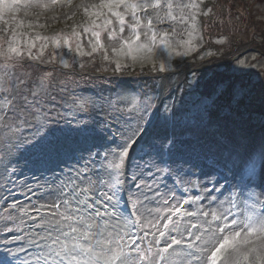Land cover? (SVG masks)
<instances>
[{
	"label": "snow or ice",
	"instance_id": "1",
	"mask_svg": "<svg viewBox=\"0 0 264 264\" xmlns=\"http://www.w3.org/2000/svg\"><path fill=\"white\" fill-rule=\"evenodd\" d=\"M31 2L0 0V21L4 20L6 13L15 12L18 6H27ZM59 2L51 0L52 4ZM71 2L68 0V3ZM202 2L100 0L98 5H93L96 10L91 15L102 18L103 26L112 24L109 16L115 17L122 33L125 15L119 9L123 8L133 18L131 31L135 36L134 40L123 41L124 45L129 53L150 52L148 45L138 43L141 13L147 17L146 28L152 32L150 39L155 44L157 35L153 31L149 9L156 10L158 23L178 21L187 24L191 21L190 27L195 30L198 18L201 15L207 17L212 12V8L205 11L201 7ZM42 6L48 7L47 4ZM160 11H164L163 16L159 15ZM4 23L9 24L8 21ZM12 23H16L14 17ZM91 24L96 28L102 26L97 19H93ZM23 26L22 20L16 27L9 24L7 32L11 35L0 42V165H4L5 172L8 165L14 163L18 152L27 153L31 162L37 165L58 166L71 158L73 143L110 140L115 148L103 149V162L95 159L100 157V151L93 153L89 148L87 161L80 167L65 165L67 170L61 168L59 175L52 169V175L46 181L47 190L37 197L44 203L22 206L12 203L6 207L0 214V221L3 222L0 232L4 233L0 238V247L8 249L10 245H15V255L20 264H174L177 260L180 264H221L222 260L223 264H232L233 253L237 259L247 260L250 253L264 249V199H261L264 192L256 195L249 190L246 197L245 190L250 181L245 182L241 177L239 184L229 186L220 185L218 179L212 187L221 195L226 192L225 199L211 196L209 190L215 207L208 211H188L184 205L189 200L170 203L175 200L174 195L168 194L172 190L161 192L160 171H153L156 165L151 159L152 153L157 156L179 154L186 156L184 162H191L193 167H198L201 160H211L208 175L217 173L216 165L227 169L235 149L245 138L247 125L257 115L252 110L253 96L249 86L241 81L215 83L212 92L197 101L195 115H191L190 110L181 112L162 99L158 105L151 98H146L147 93L137 94L128 90L117 93L114 101L107 100L108 107L105 109L104 104L95 106L94 101L83 96L76 97L66 85L56 83L51 72L33 77L29 72L20 71L25 67V51L20 40L23 34L16 28ZM90 30L85 28V32ZM92 35L95 37L94 53L96 45H101V33L92 31ZM73 36L77 34L73 32ZM40 39L45 38L37 35L36 40ZM166 39L167 34L160 39L164 48L168 47ZM63 42L69 45L70 51L69 40L64 39ZM224 42L217 41L218 44ZM186 43L190 45L191 41ZM54 44L59 49L60 39H55ZM35 47V41L27 43V56L34 60L38 59L32 56ZM45 47L47 44L42 46L41 55ZM77 51L81 56L91 55L80 50L79 45ZM63 66L69 67L68 62L64 61ZM160 71H165L164 64L160 65ZM225 98L227 102L220 104L219 101ZM261 101L264 104V96ZM89 104H93L97 115L104 118L95 121L77 119ZM70 109L73 112L71 119L67 115ZM213 110L221 115L213 119ZM259 115L264 126V112ZM154 121L160 125L163 134L151 137L147 142L149 151L145 152L142 148L143 154L133 162L130 152L149 135ZM112 128H117V132H111ZM177 128L182 130L179 136ZM92 147L100 146L93 143ZM261 155L264 158V151ZM145 156L150 159L145 160ZM83 159V155L79 156L77 163ZM14 174L15 170L11 175ZM129 183L127 195L132 218L120 210V193ZM253 195L255 200L249 204L248 200ZM201 199L203 197H195L197 201ZM241 203V218L237 219L232 210L240 207ZM161 212L165 215L161 216ZM174 217H191L195 222L185 224L182 219L174 220ZM149 235L153 240L147 248H143ZM162 243L164 246L157 247L153 252V246ZM246 245L252 247L245 250ZM3 264L11 262L4 261Z\"/></svg>",
	"mask_w": 264,
	"mask_h": 264
},
{
	"label": "rangeland",
	"instance_id": "2",
	"mask_svg": "<svg viewBox=\"0 0 264 264\" xmlns=\"http://www.w3.org/2000/svg\"><path fill=\"white\" fill-rule=\"evenodd\" d=\"M216 0H203L201 7L206 11L208 8H212V12L223 16V9L225 0H220L216 6L212 4ZM227 1V0H226ZM150 3H154L155 0H149ZM188 2V0H185ZM249 14L254 18L256 24L259 26L260 33L264 34V0H248ZM100 0H72L68 3V0H60L57 4H52L51 0H32L27 5L18 6L17 10L12 13H6L4 20L0 21V31L2 36L10 37L11 33L7 32L9 24L12 27H16L19 21H24L23 27H17L16 30L21 35L20 40L22 42V50L25 51L24 62L27 59V43L35 41L36 47L32 49L33 52H41V48L46 43V39L36 40V36L39 35L43 38V33L48 30H53L57 27L61 33L62 29H65L69 25L79 26L77 35L76 54L80 60L81 68L87 67L93 70L91 76H107V73L114 74V85L109 88L110 100H115L117 93L124 90L134 93H147L146 98H151L159 105L162 99L167 105H175L178 110L184 112L190 110L191 115H195V105L201 96L209 95L215 83L219 81H241L245 85L249 86L252 91L253 101L252 110L257 114L256 117L250 121L247 125V132L245 138L241 141L240 145L235 149L231 159L228 162L227 169L221 165H216L217 173L208 175L211 170V160H201L198 167H193L192 163H185L186 156L179 154L169 156L168 154H162L157 156L152 153L151 159L155 161L156 167L153 171H160L158 177L161 184V192H168L169 195H174L175 200L170 203H183V200H189V203L184 205V208L188 211L203 210L208 211L211 207H215V203L211 202L209 196V190H211V196H219L220 199H225L227 193L221 195L220 192L213 189V183L218 179L220 185L227 184L232 186L233 184H239L241 177L245 170L254 171L255 177L258 178V182L254 185L248 184V189L245 190V196H248V191L256 193L257 195L264 190V158H262V151H264V132L261 128V117L259 113L264 112V104H262L261 98L264 96V91L256 93L253 90V86L256 82L262 83L264 86V56H262L255 48H247V43L251 40L255 43L260 42L261 39L255 31L253 36L243 34L238 31L240 39L237 41L239 45H242L240 52L236 54H230V48L233 46L238 38L229 39L225 33L228 32L227 26H222L221 29H217L214 32H210L209 43L205 42L202 33V17L201 15L197 21V27L193 30L190 25L191 21L187 24L180 22L168 21L165 23H158L156 19V10L149 9V13L153 18V31L157 35V41L155 44L151 42L152 32L146 28L147 17L141 13L140 20L141 26L138 31L140 32L139 44H146L151 48V51H133L129 53L127 47L124 45L125 40H134L135 36L131 31V25L134 23L133 18L129 12L124 11L123 8L119 9L122 14L125 15L124 31L120 32V25L118 19L109 16L112 20L111 25L103 26V19L97 18L91 15L96 9L93 5H98ZM210 3V6L209 4ZM217 3V2H216ZM47 4L48 7L44 8L42 5ZM240 1L234 0L233 7H239ZM88 11L85 12L84 9ZM237 10V9H234ZM234 12V11H232ZM178 14V13H174ZM160 16L164 15V11L159 12ZM220 16V17H221ZM15 18L16 23H12V18ZM93 19H97L98 23L102 26L96 28L91 24ZM4 21H8L9 24H5ZM31 25V27H28ZM91 29L85 32V28ZM75 29L74 27L72 28ZM92 31H99L101 33L100 40L101 45H96L97 51L92 52V47L95 44V37L92 35ZM147 33V34H146ZM191 33V35H189ZM7 34V36H6ZM167 34L165 43L168 45L164 48L160 44V39ZM65 37V33L63 34ZM114 37V38H113ZM67 39V38H64ZM251 39V40H250ZM53 58H57V66L65 68L63 62L66 61L62 56L61 49H57L54 44ZM218 40L225 41L223 44H218ZM4 38L1 37L0 42H3ZM191 41L189 45L186 43ZM63 42V41H62ZM64 43V42H63ZM79 45L80 50L85 53H91V55L81 56L78 54L77 47ZM64 46H68L65 45ZM239 50V49H238ZM44 51V48H43ZM233 51H237L234 48ZM228 52V53H227ZM171 53V55H169ZM176 53L182 55L177 56ZM44 55V53L42 54ZM135 57V59L133 58ZM30 60L31 58L28 57ZM46 58V57H45ZM33 60V59H32ZM49 60H44L45 64H48ZM37 62H34L36 64ZM117 63L120 64V68L117 69ZM165 65V71H160V65ZM84 68V69H87ZM137 72L136 75H120L123 72ZM105 72V73H104ZM155 77V81L150 80L147 85H156L154 93H150V90H145L142 86V80H147L151 76ZM233 76V77H232ZM248 76V80L246 78ZM232 78V79H230ZM233 78H237L233 80ZM76 97L83 96L91 101L98 95L100 88L95 89L93 85H86L85 87H78ZM222 101V102H221ZM219 101L220 104L227 102L226 98ZM95 106H99L100 103L94 101ZM93 104H89L87 109L77 116V119H83L85 121H95L103 119V115H97ZM107 109L108 105H104ZM161 111L163 108L161 107ZM214 111V110H213ZM71 119L73 112L70 109L67 113ZM133 126H135L133 124ZM177 135H181L182 130L177 128ZM111 132H117V128H112ZM163 134L160 125L157 122H153V125L149 129V135L140 140L130 152V156L133 162L139 160V157L143 154L141 149L145 152L149 151L147 142L150 138ZM119 141V137H116ZM96 143L99 148H93L92 144ZM105 147L115 148V145L110 140H89L81 141L79 143H73L71 145V158L66 159L58 166L56 164L51 165H37L31 162L27 153H17L16 159L13 164L8 165V171L5 172L4 165H0V214H3L4 209L12 203H18L19 205H25L29 203H44V200H39L37 197L44 195L48 188L46 181L52 175V169H55L57 175L60 174V169L65 168V165L72 167H80L87 161L88 151L91 148L92 152L100 151V157H95L98 162H103L101 157L104 156L103 149ZM83 155L85 159L80 160L77 163L79 156ZM145 160H149V156L144 157ZM15 170V174L11 173ZM65 170H67L65 168ZM170 173V174H168ZM222 174V175H219ZM210 176H213V180H208ZM226 177V179H225ZM244 180V179H243ZM246 182V181H245ZM164 185H167L165 188ZM218 185L217 187H219ZM243 185H241L242 187ZM130 187V183L125 186V190L122 193L128 200L127 188ZM31 188L32 191H28ZM257 191V192H255ZM200 196L203 199L197 201L195 197ZM30 198V199H29ZM251 198H249L250 200ZM264 199V196H261ZM227 207V205H225ZM163 208V205H160ZM243 204L240 207L232 210L233 214H236V218H241ZM161 216L165 213L161 212ZM232 217H229V221ZM182 219V222L187 224L189 221L195 222L191 217H174V220ZM210 219V217H209ZM163 220H161L162 226ZM3 222L0 221V226ZM11 227V224H9ZM4 233L0 232V238ZM187 236V233H185ZM153 240V237L149 235L145 238L142 245L143 248L148 247V243ZM187 242V241H185ZM257 244L258 241H255ZM163 243L160 246H153V252L157 250V247H163ZM252 245L244 246L245 250L251 248ZM15 245H10L8 249L0 247V264L4 261H10L11 264H20V260L15 255ZM232 258V264H264V249L258 250V252L250 253L249 258L244 260L243 258L237 259L236 254ZM167 255V254H166ZM23 254H21V257ZM227 256V254H225ZM174 264H180L177 260ZM223 264V260L221 261Z\"/></svg>",
	"mask_w": 264,
	"mask_h": 264
},
{
	"label": "trees",
	"instance_id": "3",
	"mask_svg": "<svg viewBox=\"0 0 264 264\" xmlns=\"http://www.w3.org/2000/svg\"><path fill=\"white\" fill-rule=\"evenodd\" d=\"M220 0H216L212 6H216ZM240 6L239 7H233L232 3L234 0H225L224 3V9L222 11L223 16L220 14H215L213 12L211 15L205 17H202V33L203 37L205 39L206 43H209V35L210 32H214L217 29H221L222 26H227L228 32L225 33L229 39H235L238 38L235 42H233V46L230 48L231 51H228L230 54H236L240 52L242 45H239L237 41L240 39L238 35V31L242 32L244 35L248 34L249 36H253L252 34L256 33L261 41L260 42H253L251 39L250 43H247V48H255L257 51H260L262 55H264V34L260 33L259 26L256 24L254 18L247 12L249 10V2L248 0H239ZM217 2V3H216ZM210 6V3H208ZM237 9V10H234ZM234 11V12H232ZM221 16V17H220ZM75 28L74 30L72 28ZM79 27V26H78ZM77 26L69 25L65 29H63L62 34H59V31L57 29L48 30L43 33L45 39L47 40L45 44H47V47L44 48V55H41L39 51H36V49L33 52L34 57H38V59H35L36 62H39V65H34L33 61H30L29 58L26 62H24L25 67L21 68V72H29L33 77L42 76L45 73L51 72L55 82L58 84H64L66 85L67 89L77 95V89L78 87H85L86 85H93L95 89L100 88L98 95L94 97V101L99 102L100 104L107 105L106 101L109 100L108 98V88L112 85V77L113 74L110 76L107 75L106 77L98 76L93 77L91 76V73H94L93 70L84 69L80 66V60L77 57L76 54V45H77V36H73V32L77 34ZM65 33V38H67L70 42V51H69V45L66 47L64 46V37L62 36ZM78 35V34H77ZM62 36V37H61ZM1 37L6 39L5 36ZM57 37V39H60L61 46L60 49L62 51V56L65 57L66 61L69 64V67H67L69 70H65L63 68H59L57 66L58 61L57 58H53L54 53V45H53V38ZM7 45L5 44V47ZM249 46V47H248ZM234 48H236L237 51H233ZM239 49V50H238ZM227 52V53H228ZM47 57L49 59V62L47 65L44 66L41 62H44V58ZM2 63V61H0ZM43 65V66H41ZM105 73V72H104ZM125 75H136L137 72H123ZM233 77V76H232ZM155 80V77H151V80ZM232 79V78H230ZM237 78H233V80H236ZM108 87V88H107ZM253 90L256 93H260L264 91V86L262 83H256L253 87ZM222 102V101H221ZM221 115V113L217 110L213 111V119H215L217 116Z\"/></svg>",
	"mask_w": 264,
	"mask_h": 264
},
{
	"label": "bare ground",
	"instance_id": "4",
	"mask_svg": "<svg viewBox=\"0 0 264 264\" xmlns=\"http://www.w3.org/2000/svg\"><path fill=\"white\" fill-rule=\"evenodd\" d=\"M208 180H213V176H210V178H208ZM255 192H257V191H255ZM261 192H264V190L262 189L261 190ZM252 193H254V192H252ZM256 194V193H255ZM257 195V194H256ZM259 195V194H258ZM251 199L250 200H248V202H249V204H251L254 200H255V195H253V196H251L250 197ZM259 242V241H258ZM234 257V254H232V257H231V260H232V258Z\"/></svg>",
	"mask_w": 264,
	"mask_h": 264
}]
</instances>
